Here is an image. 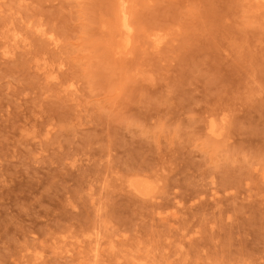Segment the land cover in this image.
Instances as JSON below:
<instances>
[{"label":"rangeland","instance_id":"rangeland-1","mask_svg":"<svg viewBox=\"0 0 264 264\" xmlns=\"http://www.w3.org/2000/svg\"><path fill=\"white\" fill-rule=\"evenodd\" d=\"M0 264H264V2L0 0Z\"/></svg>","mask_w":264,"mask_h":264},{"label":"bare ground","instance_id":"bare-ground-1","mask_svg":"<svg viewBox=\"0 0 264 264\" xmlns=\"http://www.w3.org/2000/svg\"><path fill=\"white\" fill-rule=\"evenodd\" d=\"M257 1H262L264 2V0H257ZM124 2H122L121 5V13L122 16L120 18V27L126 32L127 36L124 37V39L121 42V46L123 49H128L131 45V31H132V27L130 25V21H129V14L127 9L125 8ZM6 53L9 54L11 52V50L9 49V46H7L5 48ZM209 133L214 136V137H220L223 135L222 132V127L218 128L216 127L214 124H211L209 127ZM131 188L140 193V194H144V195H148V194H152L153 191L155 189H149L147 190V187L143 186L142 184H132ZM100 239L97 236V238L93 241H91V244L94 243L95 245L91 248L90 252L94 253L93 256L96 258L98 253H99V247H100ZM63 246L61 247H57L56 250L58 251L59 254H64V255H71L72 254V247L74 245V243H68L67 239H63L62 240ZM77 244L80 246V244L77 242ZM37 258V256H36ZM37 259H40V257H38Z\"/></svg>","mask_w":264,"mask_h":264}]
</instances>
